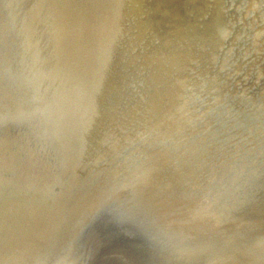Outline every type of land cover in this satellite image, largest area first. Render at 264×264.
<instances>
[{"label": "rangeland", "instance_id": "1", "mask_svg": "<svg viewBox=\"0 0 264 264\" xmlns=\"http://www.w3.org/2000/svg\"><path fill=\"white\" fill-rule=\"evenodd\" d=\"M66 1L0 0V264H220L225 256L221 264H249L250 259V264L253 259L264 264V0H236L233 11L229 0L203 2L207 8L199 24L190 27L193 31L184 25L181 31L185 40L194 33L187 50L193 47L195 65L183 88L173 92L168 88L172 78L150 73L168 54L160 49V40L147 36L152 26L146 25L144 2L129 5L130 15H120L125 21L117 16L124 25L117 21L116 43L109 44L88 34L86 39L84 31L76 30L74 11L82 0ZM179 1L171 5L180 13L204 5L199 0ZM243 37L245 44L237 51ZM121 44L145 49L143 55L154 63L128 60L120 54ZM107 51L116 53L118 60ZM95 58L103 62L97 64ZM77 65L82 72L74 71ZM99 65H106L103 71ZM107 71L109 75H103ZM70 85L92 91L75 87L78 93ZM72 96L77 100L68 99ZM101 96L107 97L109 104L102 98L110 108ZM97 99L108 113L102 107L98 111L101 103L92 101ZM91 106L103 117L91 109L92 116ZM117 111L125 117L120 120ZM64 177L72 180L71 186ZM105 215L119 222L117 231L98 227V218Z\"/></svg>", "mask_w": 264, "mask_h": 264}, {"label": "bare ground", "instance_id": "2", "mask_svg": "<svg viewBox=\"0 0 264 264\" xmlns=\"http://www.w3.org/2000/svg\"><path fill=\"white\" fill-rule=\"evenodd\" d=\"M69 1V0H68ZM68 1H66V2H68ZM74 1V0H73ZM72 1V2H73ZM154 1V0H153ZM153 1H151V0H148L146 3L147 4H149V6H151V8H153V10L152 11H148L149 13H147V14H149V15H147V16H149V18H148V22L149 23H151L152 22V25H150V26H152L151 27V30H150V33H151V35H147V31L145 32V34H143L144 36L145 35H147L148 37L149 36H152V38L151 39H153V40H151L150 39V41H154L155 39L156 40H160L162 43L161 44H163L162 45V47L160 48V49H162V51L164 50L167 54H168V56L166 57V56H164L163 58L161 57V56H163V55H161L160 57L161 58H159V60L158 61H160V64L158 65H154V68H155V70L154 71H152V72H150L151 74H154V75H156V74H158V75H160V76H166V77H170V80H171V78L174 80V82L171 80V82L169 83V86H168V88L170 89V90H172V92L174 91V90H178V88H180V87H182L184 84H186L187 83V81H188V76H189V73H190V70L192 69V67L195 65L194 64V60H196V59H193V57L191 58V55L193 54L194 55V53H192L190 50H192L193 49V47H192V49H190V50H187V48H189V46H188V41L190 40V38H191V36L194 34V33H192L191 35H189L188 37H187V40H185L184 38H183V35L181 34V31H182V28H183V30H184V25L185 26H187V28H190V27H192V28H194L195 27V25L196 24H199V18L202 16V14L205 12V10H206V8H207V4H204L203 2L205 1V0H199V3H203L204 5H202V8L200 9V5H199V9H195V8H188V10L186 11V13L184 12V10H182L181 11V13H180V10L178 11V10H176L172 5H171V3L172 4H175L174 3V0L172 1V2H170V4H168L167 2H161V1H158V0H156V2L154 3ZM170 1V0H169ZM177 1V0H176ZM182 1V0H181ZM186 1V0H185ZM188 2H192L193 0H187ZM208 1V0H207ZM49 2V1H48ZM81 2V6L78 8V9H76V11H74L75 13V16L77 15L78 16V18H77V22L75 23V27H76V30L78 29V31H84L85 33V35L83 34V33H81L80 35L82 36V34H83V36H85L86 37V34H88V35H91V36H96L97 38H99V40H103V41H105V42H109V44H110V42H112V43H116L115 41L117 40H115V38H116V36L115 35H117V33L115 34V32L118 30V28H117V26H116V28H117V30H116V28H115V24L116 23H118L120 20L121 21H125L124 19L122 20L120 17V15H122L123 13L124 14H129L130 15V13L129 12H127L126 10L130 7L129 5H131V6H134V7H136V4L134 3V0H82V1H80ZM178 2H180L179 0H178ZM177 2V3H178ZM194 2V1H193ZM197 2V1H196ZM59 3V2H58ZM130 3V4H129ZM181 3H183V2H181ZM198 3V4H199ZM49 4H50V2H49ZM52 4H53V2H52ZM55 5H56V3H54ZM70 3H68V5H69ZM73 4V3H72ZM187 4V3H186ZM185 4V5H186ZM193 4V3H192ZM191 4V5H192ZM74 5V4H73ZM126 5V9L124 10V9H122V8H124L123 6H125ZM176 5V4H175ZM181 5H184V4H181ZM180 5V6H181ZM189 5V4H188ZM60 6V5H59ZM178 6V5H177ZM194 6H197V5H194ZM193 6V7H194ZM55 7V6H54ZM65 7H67V6H65ZM71 7V6H70ZM78 7V6H77ZM76 6H75V8H77ZM133 7V8H134ZM184 7V6H183ZM190 7V6H189ZM192 7V6H191ZM60 8H61V6H60ZM69 8V7H68ZM74 8V9H75ZM176 8H178L179 9V7H176ZM181 8H182V6H181ZM185 8V7H184ZM183 8V9H184ZM197 8H198V6H197ZM141 10H139V12H140ZM53 12V11H52ZM64 12V11H63ZM139 12H137V14L139 13ZM50 13H51V11H50ZM163 14L162 16H157L158 14ZM191 13H193L192 15H191ZM52 14V13H51ZM73 14V15H74ZM55 15H58V14H55ZM68 15H70V13L68 14ZM72 15V14H71ZM70 15V16H71ZM128 15V16H129ZM140 15H143V14H141L140 13ZM146 15V14H145ZM145 15H144V18H145ZM51 16H54L53 14L51 15ZM117 16H119V18H120V20H118L119 18L117 17ZM146 16V17H147ZM151 16V17H150ZM62 17V16H61ZM124 16H122V18H123ZM127 17V16H126ZM132 17V16H131ZM141 17V16H140ZM143 17V16H142ZM53 18V17H52ZM60 18V17H59ZM69 18V17H68ZM71 18V17H70ZM72 18H75V17H72ZM127 18H129V20H130V17H127ZM138 18H139V14H138ZM55 19V18H54ZM53 19V20H54ZM57 19V18H56ZM65 20V19H64ZM135 20V19H134ZM142 20V19H141ZM140 20V21H141ZM144 20H146V18L144 19ZM144 20L142 21V22H144ZM58 21V20H57ZM74 21V20H73ZM118 21V22H117ZM120 21V22H121ZM126 21H127V19H126ZM132 21V20H131ZM136 21H138V19L136 20ZM135 21V22H136ZM54 22H55V20H54ZM53 22V23H54ZM66 22V21H65ZM119 22V23H120ZM133 22V21H132ZM132 22H130V23H132ZM139 22V21H138ZM146 22V21H145ZM52 23V24H53ZM67 23V22H66ZM118 23V24H119ZM127 23V22H126ZM129 23V22H128ZM134 23V22H133ZM132 23V24H133ZM216 23V22H215ZM58 24H59V22L57 23V27H58ZM121 24V26L122 25H124V23H120ZM67 25H68V23H67ZM72 25V24H71ZM127 25V24H126ZM131 25V24H130ZM134 25V24H133ZM53 26H54V24H53ZM119 26V25H118ZM129 26V25H128ZM207 26V25H206ZM60 27V26H59ZM70 27V25L67 27V29ZM140 27H142V28H144L145 30L146 29H148V28H146V26L144 25H141ZM54 28H56V25H55V27ZM65 28V27H64ZM73 28V27H72ZM72 28H71V30H72ZM120 28H122V27H119V30H120ZM128 28V27H127ZM130 28V27H129ZM128 28V29H129ZM60 29H62V28H60ZM59 29V30H60ZM123 29H125V27L123 28ZM191 29V28H190ZM189 29V30H190ZM56 30H58L57 28H56ZM58 30V31H59ZM66 30V29H65ZM64 30V31H65ZM127 30V29H126ZM130 30V29H129ZM143 30V29H142ZM186 30H188V29H186ZM64 31H63V33H64ZM69 31V30H68ZM67 31V32H68ZM72 31H74V29L72 30ZM185 31V30H184ZM191 31H193V29H191ZM55 32V31H54ZM57 32V31H56ZM66 32V31H65ZM76 32V31H75ZM124 32H126V31H124L123 30V32H122V34L121 35H123L124 34ZM194 32H196V31H194ZM202 32V31H201ZM74 33V32H73ZM79 33V32H78ZM197 33V32H196ZM59 34V33H58ZM68 35H70L69 34V32L67 33ZM77 34V33H76ZM76 34H75V36H76ZM118 34H120V33H118ZM129 34V33H128ZM184 34V33H183ZM188 34V33H187ZM65 35V34H64ZM120 35V36H121ZM124 35H127V33H125ZM123 35V36H124ZM130 35V34H129ZM81 36H78L77 35V37H80V39L82 38ZM119 36V37H120ZM146 36V37H147ZM201 36V35H200ZM61 37V36H60ZM67 37V36H66ZM65 37V38H66ZM72 37L74 38V36L72 35ZM71 37V38H72ZM115 37V38H114ZM118 37V38H119ZM125 37V36H124ZM127 37V36H126ZM125 37V38H126ZM129 37H131V36H129ZM145 37V38H146ZM147 37V38H148ZM203 37V36H202ZM58 39H59V37H57ZM121 38V37H120ZM125 38H123L124 40H125ZM132 38V37H131ZM194 38V37H193ZM201 38V37H200ZM70 39V38H69ZM76 39V38H75ZM78 39V38H77ZM86 39H87V37H86ZM122 39V40H123ZM61 40V39H60ZM67 39H65V41H66ZM79 40V39H78ZM82 40V39H81ZM84 40V39H83ZM96 40V39H95ZM144 40V39H143ZM155 40V41H156ZM185 40V41H184ZM199 40V39H198ZM64 41V40H63ZM71 41V40H70ZM76 41V40H75ZM84 41H87V40H84ZM92 41V40H91ZM133 41V40H132ZM148 41H149V39H148ZM150 41L148 42V43H150ZM209 41V40H208ZM67 42V41H66ZM80 42V41H79ZM88 42H90L89 40H88ZM87 42V43H88ZM93 42V41H92ZM129 42V41H128ZM135 42V41H134ZM134 42H132V43H134ZM141 43H142V41H140ZM157 42V41H156ZM190 42V41H189ZM55 43V42H54ZM59 43H60V41H59ZM59 43H58V45H59ZM68 43V42H67ZM71 43H73L72 41L70 42V44H68L69 46L71 45ZM78 43V42H77ZM76 43V44H77ZM81 43H84V42H81ZM87 43H84V44H87ZM106 43V45H108ZM120 43H122V41L120 42ZM127 43V42H126ZM140 43V44H141ZM156 44L155 42H152V44ZM158 43V42H157ZM181 43H183L184 45H185V47H183V45L181 44ZM201 43V42H200ZM64 43H62L61 45H63ZM66 44V43H65ZM75 44V45H76ZM125 44V43H124ZM123 44V45H124ZM152 44H150V45H152ZM202 44V43H201ZM58 45H57V47H58ZM60 45V46H61ZM67 45V44H66ZM73 45V44H72ZM74 45V46H75ZM101 45V44H100ZM113 45H115V44H113ZM122 45V44H121ZM122 45V46H123ZM126 45V44H125ZM125 45H124V47H125ZM198 45V44H197ZM205 45V44H204ZM54 46V45H53ZM77 47H76V50L77 49H79V47H78V45H76ZM81 46H83L82 44H81ZM84 46H86L85 48H88L87 47V45H84ZM93 46V45H92ZM110 46V45H109ZM111 46H112V44H111ZM117 46V45H116ZM127 46V45H126ZM137 46H139V45H137ZM136 46V47H137ZM146 46V45H145ZM149 46V45H148ZM159 46V45H158ZM157 45H156V47H158ZM65 47V46H64ZM68 47V46H67ZM66 47V48H67ZM98 47V46H97ZM105 47V46H104ZM113 47V46H112ZM115 47V46H114ZM113 47V48H114ZM119 47V46H118ZM130 47V46H129ZM150 48H151V46H149ZM149 47H148V49H149ZM69 48V47H68ZM72 48H73V46H72ZM81 48V47H80ZM92 48V47H91ZM95 48V47H94ZM116 48V47H115ZM114 48V49H115ZM121 48V47H120ZM119 48V49H120ZM132 48V47H131ZM153 48V47H152ZM191 48V47H190ZM70 49V48H69ZM68 49V50H69ZM93 49V48H92ZM92 49H90V51L92 50ZM105 49V48H104ZM107 49V48H106ZM118 49V50H119ZM134 49H135V47H134ZM141 49V48H140ZM144 49V48H143ZM148 49H147V51H148ZM166 49V50H165ZM62 51H63V49H61ZM61 50H59V51H61ZM66 49H64V51H65ZM71 50V49H70ZM73 50H75V49H73ZM76 50H75V52H76ZM142 50V49H141ZM145 50V49H144ZM144 50H143V53H144ZM158 50V49H157ZM53 51H54V49H53ZM57 51V50H56ZM67 51V50H66ZM80 50H78L77 52H79ZM89 51V50H88ZM115 51V50H114ZM134 51V50H133ZM70 52V51H69ZM80 52H82V50L80 51ZM94 52V51H93ZM104 51L103 50H99V54L102 56L104 53H103ZM106 52V51H105ZM108 52V51H107ZM119 52V51H118ZM117 52V53H118ZM150 51H148V53H149ZM155 51H153V53H154ZM159 52V51H158ZM68 53V52H67ZM83 53H84V51H83ZM91 53V52H90ZM96 53V52H95ZM103 53V54H102ZM113 55H114V57H116V59L118 60V58H117V55H116V53H113V52H111ZM110 52H108V54H111ZM163 53V52H162ZM72 54V53H71ZM73 54H74V56H75V53L73 52ZM78 54V53H77ZM88 54V53H87ZM107 54V55H108ZM111 54V55H112ZM121 54V53H120ZM152 54V53H151ZM161 54V53H160ZM159 54V55H160ZM165 54V53H164ZM93 55V54H92ZM92 55H90L89 54V56H92ZM146 55V54H145ZM192 55V56H193ZM54 56V55H53ZM70 56V55H69ZM73 56V57H74ZM78 56V55H77ZM104 56V55H103ZM105 56H106V54H105ZM104 56V57H105ZM149 56V55H148ZM155 56H156V53H155ZM55 57V56H54ZM64 57V56H63ZM73 57H70L71 59L73 58ZM94 57H97V55L95 54V56ZM113 57V56H112ZM168 58L169 57V60H165L166 58ZM201 57V56H200ZM92 58V57H91ZM106 58H107V56H106ZM110 58V57H109ZM121 58V57H120ZM126 58V57H125ZM155 58V57H154ZM58 59V58H57ZM68 59H69V57H68ZM96 59V58H95ZM102 59V58H101ZM108 59V58H107ZM112 59V58H111ZM132 59H133V57H132ZM152 59V58H151ZM78 60V59H77ZM76 60V61H77ZM91 61V59L89 58V60L88 59H86L85 58V61ZM93 60V59H92ZM105 60V59H104ZM126 60V59H125ZM125 60L124 61H121V62H125ZM128 60H130L129 58H128ZM128 60H126V61H128ZM153 60V59H152ZM63 61V60H62ZM84 61V62H85ZM101 60H99V62H100ZM109 61V60H108ZM108 61H106L107 63H109ZM116 61V60H115ZM135 61V60H134ZM137 61V60H136ZM157 61V62H158ZM187 61V62H186ZM68 62V61H67ZM70 62V61H69ZM98 62V59H96V63ZM98 62V63H99ZM101 62H103V61H101ZM106 62H104L105 64H106ZM129 62V61H128ZM128 62H126V63H128ZM132 62V61H131ZM131 62H129V63H131ZM140 62V61H139ZM156 62V61H155ZM57 65H58V63L57 62H55ZM54 63V64H55ZM61 64L60 65H62V62H60ZM63 63H66L65 61L63 62ZM86 63V62H85ZM92 63V62H91ZM96 63H94V66L93 67H96L95 66V64ZM97 63V64H98ZM128 63V64H129ZM133 63V62H132ZM131 63V64H132ZM137 63H138V61H137ZM69 64V63H68ZM71 64H72V62H71ZM89 64H90V62H89ZM101 64H103V63H101ZM123 64V63H122ZM133 64H135V63H133ZM64 65V64H63ZM66 65V64H65ZM73 65H74V62H73ZM86 65H87V63H86ZM86 65H83V66H86ZM104 65V64H103ZM109 65V64H108ZM113 65V64H112ZM116 65H117V63H116ZM55 66V65H54ZM53 66V67H54ZM68 66V65H67ZM90 67H91V64L89 65ZM98 66V65H97ZM99 66H101V65H99ZM106 66V65H105ZM105 66H101L103 69L102 70H100V71H103L104 70V68H105ZM139 66H140V64H139ZM143 66V65H142ZM79 67H81V66H79ZM79 67H78V65L76 66V69L74 70V71H78L79 73H80V71H81V69H80V71H79ZM87 67V66H86ZM126 67V66H125ZM150 67V66H149ZM60 68V67H59ZM66 68V67H65ZM70 68L72 69V67L70 66ZM109 68H110V66H109ZM116 68V67H115ZM118 68V67H117ZM142 68V67H141ZM146 68V67H145ZM56 69H57V67H56ZM56 69H55V71H56ZM62 69H64V67L62 68ZM62 69H61V72H62ZM69 69V68H68ZM71 69H70V71H71ZM99 69H101V68H99ZM98 69V70H99ZM111 69H114V67L113 68H111ZM134 69V68H133ZM153 69V68H152ZM95 70V69H94ZM97 70V69H96ZM95 70V71H96ZM60 71V70H59ZM65 71H66V69H65ZM74 71H71V73L72 72H74ZM94 71V72H95ZM114 71V70H113ZM112 71V72H113ZM53 72H54V69H53ZM60 72V73H61ZM82 72V71H81ZM90 72V71H89ZM92 72H93V70H92ZM94 72L92 73V76H93V74H94ZM96 72H98V71H96ZM106 72V71H105ZM104 72V74L103 75H105V74H107V75H109L108 74V71H107V73H105ZM111 71H110V73H112ZM123 72V71H122ZM64 73V72H63ZM69 73V72H68ZM84 73L86 74V72L84 71ZM88 73V72H87ZM142 73V72H141ZM66 74H67V71H66ZM84 74V75H85ZM89 74V73H88ZM88 74H86V75H88ZM113 74V73H112ZM127 74V73H126ZM57 75H59L58 73H57ZM62 75V74H61ZM83 75V74H82ZM90 75V74H89ZM63 76H65L66 77V75H63ZM70 76H73L72 74L70 75ZM69 75H68V77H70ZM78 76V75H77ZM95 77H97V75H94ZM99 76V75H98ZM124 76V75H123ZM151 76V75H150ZM149 76V77H150ZM68 77H66V79L68 78ZM74 78H75V76H73ZM80 77V76H79ZM89 77H91V76H89ZM88 77V78H89ZM95 77L93 78V80H95ZM114 77V76H113ZM55 78H57V76H55ZM64 78V77H63ZM62 78V76H61V80L63 79ZM70 78H72V77H70ZM78 78V77H77ZM76 78V79H77ZM146 78V77H145ZM154 78H156V76H154ZM82 79H86V77H84V78H82ZM82 79H80L79 78V80H81L82 81ZM101 78L99 77V79H97V81L98 80H100ZM104 78H102V80H100V84L101 85H103L101 82L103 81V82H105L104 80H103ZM125 79V78H124ZM148 79H151V77L150 78H148ZM157 79V78H156ZM159 79V78H158ZM58 80H60V78L58 77ZM60 80V81H61ZM68 80V79H67ZM72 80V79H71ZM87 80V79H86ZM111 80V79H110ZM118 80V79H117ZM136 80V79H135ZM169 80V81H170ZM70 81V80H69ZM76 80L74 79L71 83H72V86L74 85L73 84V82H75ZM81 81H78V82H81ZM88 81H89V79H88ZM88 81H83L82 83L84 84L85 82H87L88 83ZM92 81V80H91ZM158 81V80H157ZM62 82V81H61ZM77 82V83H78ZM116 82V81H115ZM145 82H148V81H145ZM162 82V81H161ZM68 83V82H67ZM70 83V84H71ZM82 83H80V85L82 84ZM86 83V84H87ZM90 83V82H89ZM149 83H150V80H149ZM85 84V85H86ZM90 84H92L90 87L92 88H95L96 89V87L97 88H99L100 89V85L98 86H96L95 84H93V83H90ZM167 84V83H166ZM84 85V86H85ZM116 85V84H115ZM126 85V84H125ZM146 85V84H145ZM161 85V84H160ZM60 86H61V84H60ZM68 86V85H67ZM72 86L70 85V88L71 89H73V88H75V87H77V86H75V87H73L72 88ZM95 86V87H94ZM103 86H105V87H103L104 89H103V91L106 89V85H103ZM123 86V85H122ZM151 86V85H150ZM143 87H144V85H143ZM163 87V86H162ZM66 88V87H65ZM77 88H82V89H80V90H82V92L84 91V89L85 88H87V90L88 89H91V88H89V87H82V86H80V87H77ZM77 88H75L76 90H77ZM152 88H153V86H152ZM151 88V89H152ZM183 88V87H182ZM63 89H64V87H63ZM69 89V88H68ZM75 89H73V90H75ZM99 89H97L96 91V93H99V96L101 95V94H103V93H101L100 94V92H99ZM110 89V88H109ZM145 89V88H144ZM72 90V91H73ZM75 90V91H76ZM107 90V89H106ZM105 90V91H106ZM146 90V89H145ZM153 90V89H152ZM182 90V89H181ZM65 91V90H64ZM66 91H68V92H71V90L69 91V90H67L66 89ZM73 92V94L74 93H76V92ZM78 91V90H77ZM91 91H92V89H91ZM94 91V90H93ZM149 92H151L150 90H148ZM158 91V90H157ZM82 92L80 91V94H82ZM84 92H86V89H85V91ZM108 92V91H107ZM141 92V91H140ZM154 92V91H153ZM152 92V93H153ZM78 93H79V91H78ZM90 93V92H89ZM93 94L95 93V92H92ZM92 93H90V94H92ZM96 93L94 94L95 96H96ZM145 92L143 91V94H144ZM182 93V92H181ZM65 94V93H64ZM69 94V93H68ZM67 94V95H68ZM85 94V93H84ZM88 94V92L85 94V96ZM104 94H105V92H104ZM107 94V93H106ZM105 94V95H106ZM122 94H124V93H122ZM149 94V93H148ZM156 94V93H155ZM162 94V93H161ZM70 95V94H69ZM89 95V94H88ZM88 95L86 96V97H88ZM92 96V98L94 97V99L96 100V98H95V96ZM113 95V94H112ZM133 95V94H132ZM136 95V94H135ZM146 95V94H145ZM175 95V94H174ZM181 95V94H180ZM65 96H66V94H65ZM81 96V95H80ZM84 96V97H85ZM99 96L97 95L96 97H98L99 98ZM149 96V95H148ZM147 96V97H148ZM150 96H152V95H150ZM149 96V97H150ZM182 96V95H181ZM83 97V96H82ZM81 97V98H82ZM102 97H104V96H101L100 98H102ZM107 97H109L108 95H107ZM107 97L105 96L104 98V100H106L107 99ZM143 97H144V95H143ZM159 97V96H158ZM166 97V96H165ZM173 97V96H172ZM66 98H67V96H66ZM69 98H73V100L74 99H76L77 100V98H75V96H72V97H68V99ZM80 98V97H79ZM91 98V99H92ZM112 98H114V97H112ZM130 98V97H129ZM146 98V97H145ZM160 98H161V96H160ZM171 98V97H170ZM83 99V98H82ZM81 99V100H82ZM89 99V98H88ZM140 99H141V96H140ZM152 99V98H151ZM150 99V100H151ZM79 100V99H78ZM84 100H85V98H84ZM95 100H92L93 101V103H94V105H96L97 103H98V99H97V101H95ZM102 100H103V98H102ZM103 100V101H104ZM148 100V99H147ZM153 100V99H152ZM151 100V101H152ZM172 100V99H171ZM70 101H72V100H70ZM80 101V100H79ZM88 101H90L91 102V104H92V101L91 100H88ZM101 101V100H100ZM99 101V102H100ZM133 101V100H132ZM145 101V100H144ZM166 101H167V99H166ZM74 103H76L75 101H73ZM86 102H87V100H86ZM127 102V101H126ZM131 102V101H130ZM143 102V101H142ZM147 102H150V101H147ZM169 102V101H168ZM171 102V101H170ZM73 103V104H74ZM81 103V102H80ZM101 104H97L96 106H98L99 105V109H98V111L101 109L100 107H102L103 108V106H102V102H100ZM104 103H105V101H104ZM110 102H108V99H107V104H109ZM145 103H146V101H145ZM145 103H144V105H145ZM166 104H168L167 102H165ZM174 103H175V101H174ZM79 104V103H78ZM88 104H89V102H88ZM161 104V103H160ZM178 104H180V102L178 103ZM74 105H77V104H74ZM73 105V106H74ZM79 105H83L82 103L81 104H79ZM84 105H86V104H84ZM83 105V106H84ZM93 105V106H94ZM119 105V104H118ZM175 105V104H174ZM181 105V104H180ZM179 105V106H180ZM87 106H89V105H87ZM87 106H86V108H87ZM105 107H107L106 106V103H105V105H104ZM110 106L111 105H109L108 107L110 108ZM117 106V105H116ZM122 106V105H121ZM127 106V105H126ZM163 106V105H162ZM161 106V107H162ZM178 106V107H179ZM77 107V109L75 108V106H74V109H76L77 111H79V109H80V107H78V106H76ZM85 107V106H84ZM125 107V106H124ZM175 107V106H174ZM174 107H173V109H174ZM181 107V106H180ZM180 107H179V109H180ZM89 108V107H88ZM87 108V109H88ZM93 108H95V107H93ZM92 108V106H91V108L89 109V111H91V109H93ZM109 108L107 109V110H105L104 108H103V110L106 112V113H108L109 111ZM122 108V107H121ZM157 108V107H156ZM160 108V107H159ZM164 108V107H163ZM168 108H171V107H169L168 106ZM84 109V108H83ZM96 109V108H95ZM112 109V108H111ZM110 109V110H111ZM114 109V108H113ZM117 109V108H116ZM165 109V108H164ZM126 110H127V108H126ZM125 110V111H126ZM160 109H158V111H159ZM167 111L169 110V109H166ZM177 110V109H176ZM176 110L174 109V111H175V113H176ZM93 111H95V112H97L98 114H101V113H99L98 111H96V110H94L93 109ZM102 111V110H101ZM100 111V112H101ZM108 111V112H107ZM112 111V110H111ZM110 111V112H111ZM120 111H124V110H120ZM163 111V110H162ZM162 111L159 113V115L162 113ZM166 111V112H167ZM179 111V110H178ZM85 112V110L83 111V113ZM103 112V111H102ZM118 112V111H117ZM86 113V115H87V112H85ZM93 112L91 111V114H92ZM119 113L120 112H118V115H119ZM126 113V112H125ZM181 113V112H180ZM111 114V113H110ZM109 114V115H110ZM115 114V113H114ZM173 114H174V112H173ZM172 114V115H173ZM90 115V114H89ZM89 115L87 116V119H89ZM95 115V113L94 114H92V116H94ZM97 115V114H96ZM102 116L101 117H103V113L101 114ZM109 115H105V118H106V116H109ZM113 115V114H112ZM117 115V116H118ZM162 115V114H161ZM163 115H164V113H163ZM164 116H166V113H165V115ZM164 116H162V117H164ZM168 117L169 116H171V115H167ZM166 116V117H167ZM177 116V115H176ZM179 116L182 118V115H179V113H178V117L177 118H179ZM100 117V116H99ZM99 117L97 116V120H98V122L100 121L99 120ZM115 117H116V115H115ZM120 117H123L122 116V114L121 115H119V119H120ZM125 117V116H124ZM123 117V118H124ZM157 117V116H156ZM160 117V116H159ZM158 117V118H159ZM94 118H95V120H94ZM94 118H91V121H92V119L94 120V121H96V117H94ZM110 118V117H109ZM116 118H118V117H116ZM115 118V119H116ZM152 118V117H151ZM165 118V117H164ZM170 118V117H169ZM172 118H173V116H172ZM174 118H176V117H174ZM118 119V120H119ZM162 119V118H161ZM171 119V118H170ZM170 119H168L169 121H172V120H170ZM102 120V119H101ZM107 120H109V119H107ZM121 120V119H120ZM123 120V119H122ZM167 120V118L165 119V121L167 122L168 121ZM174 120V119H173ZM178 120V119H177ZM177 120H176V122H177ZM182 120V119H181ZM180 120V121H181ZM114 121V120H113ZM117 121V120H116ZM102 122H104V121H102ZM164 122V121H163ZM175 122V121H174ZM176 122H175V124H176ZM179 122V121H178ZM92 123V122H91ZM93 123H95V122H93ZM92 123V125H94ZM100 123V122H99ZM99 123H97L96 122V125L97 124H99ZM105 123H106V121H105ZM104 123V124H105ZM115 124H116V122H114ZM151 123V122H150ZM149 123V124H150ZM101 124V123H100ZM120 124H121V122H120ZM148 124V125H149ZM158 124V123H157ZM168 123H166V125H167ZM86 125V124H85ZM90 125V124H89ZM103 125V124H102ZM125 125V124H124ZM153 125V124H152ZM158 125H160V124H158ZM165 125V124H164ZM88 126V125H87ZM121 126V125H120ZM123 126V125H122ZM161 126V125H160ZM173 126V125H172ZM174 126H176V125H174ZM173 126V127H174ZM179 126V125H178ZM90 127H92V126H90ZM104 127V126H103ZM117 127V126H116ZM155 127V126H154ZM162 128H163V125L161 126ZM161 127H160V131H162L161 130ZM85 128H86V126H85ZM101 128V127H100ZM157 128V127H156ZM166 128V127H165ZM87 129H92V128H89V127H87ZM98 129V128H97ZM167 129V128H166ZM118 130V129H117ZM120 130V129H119ZM118 130V131H119ZM147 130H150V129H147ZM156 130H159V128L158 129H155V131ZM172 130V129H171ZM80 131V130H79ZM92 130H90V132H91ZM117 131V132H118ZM146 131V130H145ZM153 131H154V129H153ZM154 131V132H155ZM172 131H174V130H172ZM88 132V131H87ZM89 132V133H90ZM93 132V131H92ZM91 132V133H92ZM96 132H99V131H96ZM96 132H95V134H96ZM157 132V131H156ZM155 132V133H156ZM167 132V131H166ZM169 132H170V130H169ZM86 133V132H85ZM90 133V134H91ZM147 133V132H146ZM160 133V132H159ZM162 133H163V131H162ZM171 133V132H170ZM99 134V133H98ZM106 134V133H105ZM164 134V133H163ZM102 135H103V133H102ZM108 135V134H107ZM106 135V136H107ZM158 135V134H157ZM160 135V134H159ZM171 135V134H170ZM87 136V135H86ZM93 136V135H92ZM95 136V135H94ZM105 136V135H104ZM161 136H162V134H161ZM165 136V135H164ZM164 136H162V137H164ZM167 136V135H166ZM81 137V136H80ZM90 137V136H89ZM81 138H83V137H81ZM81 138H80V140H81ZM86 138V137H85ZM92 138V137H91ZM97 138H101V135H100V137H97ZM103 138V137H102ZM102 138H101V140H102ZM161 138V137H160ZM93 139V138H92ZM109 139V138H108ZM163 139V138H162ZM161 139V140H162ZM74 140V139H73ZM75 140H77V139H75ZM106 140H107V137H106ZM78 141V140H77ZM77 141H75V142H77ZM82 141H84V140H82ZM100 140L98 139V142H99ZM67 142V141H66ZM85 142H86V140H85ZM90 142V141H89ZM98 142L97 143H95V144H97L98 146L101 144V143H99L98 144ZM103 142V141H102ZM72 143V142H71ZM74 143V142H73ZM90 143H92V141L90 142ZM89 143V144H90ZM94 143H93V145H94ZM104 143V142H103ZM75 144V143H74ZM73 144V145H74ZM79 144H80V142H79ZM92 145V144H91ZM104 145V144H103ZM67 146V145H66ZM79 146V145H78ZM77 146V147H78ZM81 146V145H80ZM71 147V146H70ZM76 147V146H75ZM85 147V146H84ZM90 147V146H89ZM59 148V147H58ZM100 149H102L103 147H101V145H100V147H99ZM263 148V147H262ZM74 149V148H73ZM82 149V148H81ZM92 149V148H91ZM78 150V149H77ZM83 150V149H82ZM103 150V149H102ZM261 150V149H260ZM260 150H258L259 152H261ZM86 151V150H85ZM255 151V150H254ZM82 152V151H81ZM90 152V151H89ZM256 152L257 151H255L254 153L256 154ZM258 152V153H259ZM79 153V152H78ZM87 153V152H86ZM90 154V153H89ZM264 154V153H263ZM66 155V154H65ZM68 155V154H67ZM83 155H84V153H83ZM91 155V154H90ZM90 155H88V156H90ZM63 157V156H62ZM66 158V157H65ZM85 158V157H84ZM91 159V157H88V159ZM94 158V157H93ZM68 159H69V157H68ZM68 159H66V160H68ZM87 159V158H86ZM87 159V160H88ZM80 160H81V158H80ZM81 161H83V159L81 160ZM68 163H69V160L67 161ZM86 162V161H85ZM84 162V163H85ZM88 162V161H87ZM79 163V162H78ZM77 163V164H78ZM81 163H83V162H81ZM59 164V163H58ZM80 164V163H79ZM77 165V168L81 165ZM86 164V163H85ZM61 165H62V163H61ZM84 165V164H83ZM60 167V166H59ZM63 167V166H62ZM72 168L74 167L73 165L71 166ZM70 167V168H71ZM71 168V169H72ZM75 168V167H74ZM82 168V167H81ZM76 169V168H75ZM74 169V170H75ZM79 169H80V167H79ZM255 169V168H254ZM62 170V169H61ZM67 171V170H66ZM251 171V170H250ZM68 172V171H67ZM79 172V171H78ZM80 172H83L82 170L80 171ZM256 172V171H255ZM71 173H72V171H71ZM81 174V173H80ZM75 175H76V172H75ZM78 176V175H77ZM82 175H80L79 177H81ZM58 178V177H57ZM68 179H70L69 177H67ZM73 178H75V177H73ZM64 179H66L65 177H64ZM68 179H66V180H68ZM79 179V178H78ZM63 180V179H62ZM250 180V179H249ZM249 180H247V181H249ZM70 181H72L71 179L68 181V183L70 182ZM76 183V182H75ZM70 184V183H69ZM73 185H74V182L72 183ZM68 185V184H67ZM70 186H71V184H70ZM70 186H69V188H70ZM71 189V188H70ZM69 189V190H70ZM245 193V192H244ZM244 195H246V194H244ZM66 196V195H65ZM64 196V197H65ZM63 198V197H62ZM66 199V198H65ZM253 205L254 204H252V207H253ZM20 206V205H19ZM57 206V205H56ZM264 206V205H263ZM58 207V206H57ZM56 207V208H57ZM250 207V206H249ZM25 208V207H24ZM30 208V207H29ZM68 208V207H67ZM247 208V207H246ZM262 208V207H261ZM264 208V207H263ZM262 208V210L264 211V209ZM65 209V208H64ZM15 210V209H14ZM241 210V209H240ZM258 210V209H257ZM261 210V209H260ZM22 211V210H21ZM32 211V210H31ZM40 211V210H39ZM239 211V210H238ZM247 211V210H246ZM16 212V211H15ZM241 212V211H240ZM256 212V211H255ZM260 212V211H259ZM239 213V212H238ZM253 214H254V212H252ZM25 214V213H24ZM51 214V213H50ZM233 214V213H232ZM17 215V214H16ZM39 215V214H38ZM45 215V214H44ZM42 216V215H41ZM40 216V217H41ZM46 216V215H45ZM44 216V217H45ZM50 216H52V215H50ZM264 216V215H263ZM236 217V216H235ZM50 218V217H49ZM231 219V218H230ZM8 220H9V218H8ZM20 220H22V219H20ZM38 220V219H37ZM44 220V219H43ZM244 220V219H243ZM15 221V220H14ZM24 221V220H23ZM26 221V220H25ZM248 221V220H247ZM250 221V220H249ZM13 222V221H12ZM246 222V221H245ZM7 223V222H6ZM11 223V222H10ZM23 223V222H22ZM9 225V224H8ZM50 226V225H49ZM26 228V227H25ZM4 229H6V228H4ZM44 229V228H43ZM9 230V229H8ZM1 233V232H0ZM5 235V234H4ZM16 235V234H15ZM7 236V235H6ZM21 240V239H20ZM25 240V239H24ZM15 241V240H14ZM6 242V241H5ZM8 245V244H7ZM1 246V245H0ZM2 246H4V245H2ZM9 247V246H8ZM5 251V250H4ZM258 251V250H257ZM255 252V251H254ZM262 252H263V249H262ZM256 254H257V252H255ZM252 254H254V253H252ZM258 254H259V252H258ZM264 254V253H263ZM249 255V254H248ZM260 255H262V253L261 254H259V256ZM229 256V255H228ZM250 256V255H249ZM264 256V255H263ZM225 257H227V256H225ZM225 257H223V258H221V262L223 261V260H225L224 258ZM232 257V256H231ZM231 257H229V259L231 258ZM252 257V256H251ZM228 258V257H227ZM226 258V259H227ZM234 259L233 260H236L235 258H237V257H233ZM253 258H255V257H253ZM259 258V257H258ZM223 259V260H222ZM244 259H246V257H244ZM244 259H242V260H244ZM248 259H249V257H248ZM257 259V258H256ZM239 259H237V261H238ZM258 260V259H257ZM226 261H228V260H226ZM226 261H224V263H226ZM230 261V262H229ZM228 262L230 263V264H232L231 263V260H229ZM252 261H254L253 262V264L255 263V264H257L255 261L256 260H252ZM220 262V261H219ZM221 262H220V264H221ZM234 262V261H233ZM248 262V261H247ZM250 263H251V259H250V261H249ZM262 262V261H261ZM223 263V264H224ZM235 263V262H234ZM233 263V264H234ZM249 263V264H250ZM2 264V263H1ZM238 264V263H237ZM240 264V263H239ZM242 264H243V262H242ZM246 264V263H245ZM258 264H260V262L258 263Z\"/></svg>", "mask_w": 264, "mask_h": 264}, {"label": "water", "instance_id": "3", "mask_svg": "<svg viewBox=\"0 0 264 264\" xmlns=\"http://www.w3.org/2000/svg\"><path fill=\"white\" fill-rule=\"evenodd\" d=\"M142 1L144 3H140V5L142 6V8L145 10V11H152L153 8H151V6H149V4H147L146 2L148 0H134V3L138 6L139 2ZM236 2V0H229V3H228V8L229 10L233 11V8H234V3ZM261 8V7H260ZM163 14H158L157 16H162ZM146 25H152V22L151 23H146ZM245 41H246V38H241L240 41L238 42V45L236 47V50H241L243 45L245 44ZM0 50L1 47H0ZM123 52L121 53L123 55V57H135L136 60L138 61H144V62H152L150 61L149 59L147 58H150L148 56H146L145 54L143 55V52L142 51H138V50H132L130 48H126L123 46L122 48ZM160 51V50H158ZM142 53V54H141ZM147 57V58H146ZM151 59V58H150ZM147 60V61H146ZM125 63V62H124ZM154 63V62H152ZM156 64V63H155ZM98 227H103L104 229H107V230H110V231H117L118 228L120 227V224L119 222H117V220H114L113 218L105 215V216H102L100 218H98Z\"/></svg>", "mask_w": 264, "mask_h": 264}]
</instances>
